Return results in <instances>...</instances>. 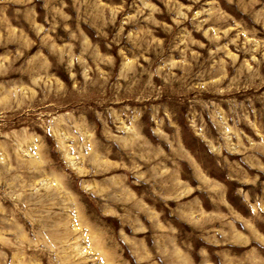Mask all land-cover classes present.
I'll return each instance as SVG.
<instances>
[{"label": "rangeland", "instance_id": "374dc122", "mask_svg": "<svg viewBox=\"0 0 264 264\" xmlns=\"http://www.w3.org/2000/svg\"><path fill=\"white\" fill-rule=\"evenodd\" d=\"M0 264H264V0H0Z\"/></svg>", "mask_w": 264, "mask_h": 264}]
</instances>
